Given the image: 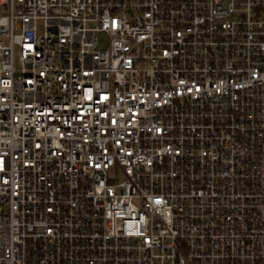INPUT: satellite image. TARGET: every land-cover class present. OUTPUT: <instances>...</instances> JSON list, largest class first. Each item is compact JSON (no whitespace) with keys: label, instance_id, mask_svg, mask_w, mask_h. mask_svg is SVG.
Returning <instances> with one entry per match:
<instances>
[{"label":"built area","instance_id":"built-area-1","mask_svg":"<svg viewBox=\"0 0 264 264\" xmlns=\"http://www.w3.org/2000/svg\"><path fill=\"white\" fill-rule=\"evenodd\" d=\"M0 264H264V0H0Z\"/></svg>","mask_w":264,"mask_h":264}]
</instances>
